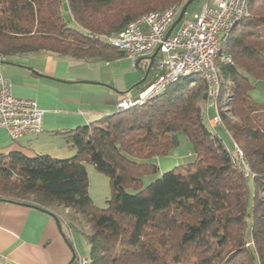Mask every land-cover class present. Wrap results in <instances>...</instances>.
<instances>
[{"label": "trees", "instance_id": "trees-1", "mask_svg": "<svg viewBox=\"0 0 264 264\" xmlns=\"http://www.w3.org/2000/svg\"><path fill=\"white\" fill-rule=\"evenodd\" d=\"M186 1L0 0V54L112 61L124 53L103 35ZM248 10L220 50L231 62L217 61L222 123L216 126L232 150L206 127V83L193 74L144 103L65 132L71 157L1 154L0 201L49 213L69 209L68 226L84 237L89 264H264V101L250 94L264 80V0H250ZM179 134L191 144L194 161L142 187L143 177L158 170L154 159L179 145ZM233 143L253 176L244 175ZM85 163L109 178L105 207L89 196ZM76 216L88 230L77 229Z\"/></svg>", "mask_w": 264, "mask_h": 264}, {"label": "crops", "instance_id": "crops-1", "mask_svg": "<svg viewBox=\"0 0 264 264\" xmlns=\"http://www.w3.org/2000/svg\"><path fill=\"white\" fill-rule=\"evenodd\" d=\"M123 59L128 58L89 62L51 53L9 56L0 64V72L10 82L12 94L35 100L44 117L40 133L18 140L0 128V155L17 151L28 157H71L74 150L65 132L88 126L115 112L119 102L136 97L129 95L130 90L140 85L144 75L139 80L135 72L138 62L135 67L120 69L117 65ZM211 126L219 135L218 126ZM154 161L158 168L162 165L168 170L178 164L179 150L174 148ZM61 209L49 213L27 204L0 201V263L71 264L79 250L73 233L70 236L65 226L61 230L57 226L55 216H63Z\"/></svg>", "mask_w": 264, "mask_h": 264}, {"label": "built area", "instance_id": "built-area-1", "mask_svg": "<svg viewBox=\"0 0 264 264\" xmlns=\"http://www.w3.org/2000/svg\"><path fill=\"white\" fill-rule=\"evenodd\" d=\"M250 0H207L190 15L182 18L175 29L165 36L169 26L178 15L181 5L174 4L162 11L148 12L130 21L116 35L102 38L124 53L133 67L139 59L148 58L157 48L150 66L151 80L137 92L134 99L117 104V109H127L162 92L165 87L190 75L201 76L206 83L207 100L214 111V126L222 121L216 101L221 83V71L217 61L231 62L221 54L223 41L242 20L249 15ZM8 59L0 54V64ZM44 110L33 99L15 97L10 82L0 72V128H4L11 139L18 140L26 135H37L42 131ZM241 159L245 176H253L242 153L233 143ZM68 209L66 210V212ZM71 236L73 230L66 218L60 216ZM87 228V226H86ZM71 264H89L87 255L74 252Z\"/></svg>", "mask_w": 264, "mask_h": 264}, {"label": "rangeland", "instance_id": "rangeland-1", "mask_svg": "<svg viewBox=\"0 0 264 264\" xmlns=\"http://www.w3.org/2000/svg\"><path fill=\"white\" fill-rule=\"evenodd\" d=\"M203 1L204 0L193 1L188 6L184 17L190 15L193 11L198 9V7L203 3ZM63 15H64L66 20L69 19L70 15L68 13L66 6L63 8ZM70 25L72 26L73 22H70ZM138 63L139 64H138L137 68H135V72H137L139 74V80H140L146 72V68H147V65L149 63V59L148 58L139 59ZM117 66L120 69L125 68V66L127 68H129V67H132V64H131V61L129 59H123L122 62L118 63ZM151 78H152V73L148 72L146 80L142 84H140L139 86L135 87L133 90H130L129 95L134 96L135 94H137V92L140 89H142L151 80ZM250 94H251V97L254 101L263 102L264 101V80H257L255 82V88L250 92ZM209 107H210L209 109L206 108L204 123L209 130L214 131L215 129L212 128V126H211V124H213L212 117L214 115V111H213L212 107L210 106V104H209ZM216 130L218 131L219 135L222 137L226 147L229 150H232L231 141L228 138V135L226 134V132L221 128V126H218L216 128ZM176 148H178V150H179V162L175 166H172L170 169H172L176 166L186 165V164L194 161L195 156H194V153L192 150V146L184 138V136L182 134H179V145ZM157 166H158V164H157ZM85 167H86V170L88 173V178H89V188H88L89 189V196L96 206L105 207L106 200L111 196V185H110L109 178L106 175H104L103 173H100L99 171H97L91 163H85ZM159 167L160 168H158V170L155 174L147 175V176L143 177V179H142V181H143L142 185L143 186L142 187L146 186L148 183L153 181L155 178L159 177L163 172L167 171V170H163L162 165H159ZM127 191L132 192V193L135 192V190L131 189V188L127 189ZM61 211L63 212L62 214L64 215V217L68 220H69V218H71V215L73 214L69 209L67 212L63 209H61ZM76 218L77 219H75V221H73V223L75 224L77 229L88 230V227L86 228L84 223H82L81 218L78 216H76ZM72 237L74 238V241L77 244L79 252L86 255L87 251H88V246L85 242L84 237L79 232H76V231H73Z\"/></svg>", "mask_w": 264, "mask_h": 264}, {"label": "water", "instance_id": "water-1", "mask_svg": "<svg viewBox=\"0 0 264 264\" xmlns=\"http://www.w3.org/2000/svg\"><path fill=\"white\" fill-rule=\"evenodd\" d=\"M194 0H187L181 7L178 15L176 16L175 20L172 22V24L169 26L165 36L168 37L169 34L175 29V27L181 22L182 18L184 17L186 11H187V8L188 6L193 2ZM157 51H158V48L148 57L149 59V63H148V67H147V70L144 74V77L139 81V84H142L145 80H146V77H147V74H148V71H149V68L152 64V61L154 59V57L156 56L157 54ZM55 220L57 222V226L58 228L61 230V225H60V222H59V218L57 216H55ZM73 258H74V255L72 256L71 258V262L73 261Z\"/></svg>", "mask_w": 264, "mask_h": 264}]
</instances>
